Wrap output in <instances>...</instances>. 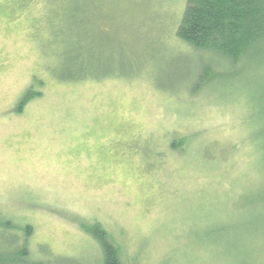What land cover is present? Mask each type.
Wrapping results in <instances>:
<instances>
[{
    "label": "rangeland",
    "instance_id": "rangeland-1",
    "mask_svg": "<svg viewBox=\"0 0 264 264\" xmlns=\"http://www.w3.org/2000/svg\"><path fill=\"white\" fill-rule=\"evenodd\" d=\"M185 6L0 0L7 264H102L95 223L124 264H264V48L192 47Z\"/></svg>",
    "mask_w": 264,
    "mask_h": 264
},
{
    "label": "trees",
    "instance_id": "trees-1",
    "mask_svg": "<svg viewBox=\"0 0 264 264\" xmlns=\"http://www.w3.org/2000/svg\"><path fill=\"white\" fill-rule=\"evenodd\" d=\"M176 35L235 63L264 48V0H186ZM31 96L28 90L21 104ZM89 230L102 249V264H124L118 245L101 225L95 223ZM9 261L0 251V264L15 262Z\"/></svg>",
    "mask_w": 264,
    "mask_h": 264
}]
</instances>
